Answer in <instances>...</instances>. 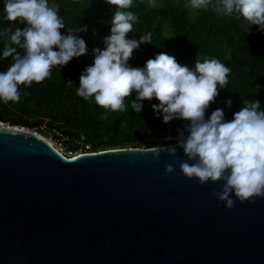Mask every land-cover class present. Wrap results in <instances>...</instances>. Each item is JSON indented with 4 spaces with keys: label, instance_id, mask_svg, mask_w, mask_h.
I'll use <instances>...</instances> for the list:
<instances>
[{
    "label": "water",
    "instance_id": "1",
    "mask_svg": "<svg viewBox=\"0 0 264 264\" xmlns=\"http://www.w3.org/2000/svg\"><path fill=\"white\" fill-rule=\"evenodd\" d=\"M186 124L159 115L133 141ZM153 148L163 149L157 159ZM186 160L176 143L68 160L38 135L0 125V264H264V196L233 197L228 209L212 196L222 182L185 177Z\"/></svg>",
    "mask_w": 264,
    "mask_h": 264
},
{
    "label": "clouds",
    "instance_id": "2",
    "mask_svg": "<svg viewBox=\"0 0 264 264\" xmlns=\"http://www.w3.org/2000/svg\"><path fill=\"white\" fill-rule=\"evenodd\" d=\"M103 2L115 8L110 33L103 39V50H92L93 63L81 73L76 95L86 101L94 97L98 107L112 112L124 111L125 98L133 93L131 109L136 113L141 112L143 101L155 99L158 103L152 110L162 116L163 123L187 122L176 137V147L187 158L179 165L185 177L200 184L222 182L220 191L212 196L228 209L235 200L243 203L264 196V111H260L259 101H244L230 121H225L224 110L219 108L206 120L205 112L226 87L231 69L215 58L203 62L196 59L193 69L179 64L165 51L147 60L142 68L131 67L128 61L134 50L151 44L152 33L139 40L127 39L138 19L126 11L133 0ZM209 6L218 15H235L264 32V0H190L194 9ZM4 13V20L26 25L0 33L7 39L3 58L13 57L7 71L0 72V101L4 103L19 102V85L39 84L50 77L54 67L62 68L87 54L86 42L74 34L87 31V27L68 29L62 35L65 23L58 14L59 7L49 6L48 0H5ZM13 44L23 50V55L11 47ZM67 84L71 86V81ZM225 106L230 108L231 100H226ZM106 118V114L101 117ZM162 150L151 149L154 159ZM170 154L175 155V149ZM173 171L171 164L165 165V175Z\"/></svg>",
    "mask_w": 264,
    "mask_h": 264
},
{
    "label": "trees",
    "instance_id": "3",
    "mask_svg": "<svg viewBox=\"0 0 264 264\" xmlns=\"http://www.w3.org/2000/svg\"><path fill=\"white\" fill-rule=\"evenodd\" d=\"M147 1L133 0L132 7L126 10L138 17L127 39L139 40L140 36L152 33L151 44H142L134 50L128 61L131 67L142 68L147 60L162 51L193 69L196 59L203 62L205 58H215L231 71L226 87L220 89L208 110L231 100L230 109L234 114L243 107L244 101L258 100L260 111H264V32L235 15H218L211 6L194 9L190 7V0H155L157 4L153 7H148ZM4 2L0 0V33L9 27L13 30L26 27L4 20ZM48 3L59 7L58 14L65 23V28L60 30L62 35L68 29L87 27L85 32L74 33L86 42L87 54L74 58L62 68L54 67L50 77L39 84L19 85L18 103L0 101V121L46 120L51 128H59L69 135L65 137L67 148L85 153L97 149L140 148L133 137L140 125L159 116L152 110V105L158 103L155 99L143 101L141 112L136 113L131 109L135 100L133 93L125 98L124 111L112 112L98 107L94 97L86 101L76 95L81 73L93 63L92 50L104 48L103 39L110 33L109 21L115 8L103 0H48ZM6 42V37L0 36V72H6L13 63V57L3 58ZM11 47L23 55L17 45ZM69 81L71 86L67 84ZM105 114L107 118L101 119ZM178 129L167 128L171 135ZM156 130H148L146 136H152ZM146 146L156 145L147 143Z\"/></svg>",
    "mask_w": 264,
    "mask_h": 264
},
{
    "label": "built area",
    "instance_id": "4",
    "mask_svg": "<svg viewBox=\"0 0 264 264\" xmlns=\"http://www.w3.org/2000/svg\"><path fill=\"white\" fill-rule=\"evenodd\" d=\"M3 125H6L7 127L9 128H13V129H18L19 131L21 130V132H25V133H32L34 135H38L39 137H41V139L45 140L46 142L50 143L51 146L58 152L60 153V155H62L64 158L68 159V160H71V159H74L77 155H79L81 152L83 151H80V150H77V149H69L66 147V145L64 147H62V144H63V138L65 137H61L59 140H58V144L57 146H54L52 143H51V138H53L54 140H56L54 137L57 136V137H60L59 134L53 129V128H49L48 126V123L46 120H40L39 124L37 125V127H32V128H29V127H20L18 125H10L8 126L7 125V122H3L2 123ZM43 133H48V138L46 136L43 135ZM47 135V134H46ZM78 143H81V142H78ZM85 153V152H83Z\"/></svg>",
    "mask_w": 264,
    "mask_h": 264
},
{
    "label": "rangeland",
    "instance_id": "5",
    "mask_svg": "<svg viewBox=\"0 0 264 264\" xmlns=\"http://www.w3.org/2000/svg\"><path fill=\"white\" fill-rule=\"evenodd\" d=\"M157 4V2L155 0H149L146 2V5L148 7H153ZM0 125L2 127H6V125H3L2 121H0ZM6 123V122H5ZM8 125V124H7ZM10 125V124H9ZM8 125V126H9ZM12 126H14L12 124ZM18 130V129H17ZM171 132L168 131L167 129H157L154 134L152 136H145L144 138H142L140 141H138V145L140 148L142 147H146V144L147 143H153L155 144L156 146L155 147H161V146H167V145H171V143H176V137L178 136V132H175L174 135H171L170 134ZM47 134V135H46ZM44 136H46L48 138V133H43ZM167 137H171L172 139L171 140H168L166 139ZM63 144H62V147H64L66 145V139L63 138ZM51 143L54 145V146H57L58 144V140H54L53 138H51ZM163 144V145H162ZM97 151H101L100 149H97ZM96 151V152H97Z\"/></svg>",
    "mask_w": 264,
    "mask_h": 264
},
{
    "label": "flooded vegetation",
    "instance_id": "6",
    "mask_svg": "<svg viewBox=\"0 0 264 264\" xmlns=\"http://www.w3.org/2000/svg\"><path fill=\"white\" fill-rule=\"evenodd\" d=\"M224 105H225V103H218L216 106H218V107L220 106L219 109H223V110H224V113H225V119H227V118L229 117V116H228V115H229V114H228V110H231V109L228 108V107H227V108H224ZM216 106H215V107H216ZM215 107H214V108H215ZM214 108H213V109H214ZM213 109H211V110H208V109H207V111H208V112H212ZM231 111H232V110H231ZM232 114H233V112H232Z\"/></svg>",
    "mask_w": 264,
    "mask_h": 264
},
{
    "label": "bare ground",
    "instance_id": "7",
    "mask_svg": "<svg viewBox=\"0 0 264 264\" xmlns=\"http://www.w3.org/2000/svg\"><path fill=\"white\" fill-rule=\"evenodd\" d=\"M9 128V127H8ZM21 131V130H20ZM50 144V143H49ZM51 145V144H50Z\"/></svg>",
    "mask_w": 264,
    "mask_h": 264
}]
</instances>
